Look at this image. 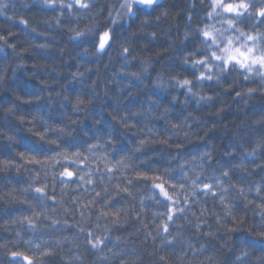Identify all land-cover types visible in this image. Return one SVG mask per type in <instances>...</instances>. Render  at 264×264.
<instances>
[{"label":"clouds","instance_id":"1","mask_svg":"<svg viewBox=\"0 0 264 264\" xmlns=\"http://www.w3.org/2000/svg\"><path fill=\"white\" fill-rule=\"evenodd\" d=\"M0 264H264V0H0Z\"/></svg>","mask_w":264,"mask_h":264}]
</instances>
